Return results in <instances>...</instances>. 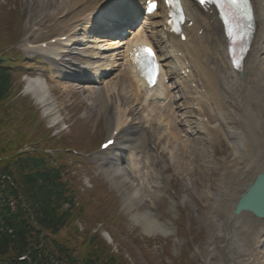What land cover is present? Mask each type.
Instances as JSON below:
<instances>
[{"label": "bare ground", "instance_id": "bare-ground-1", "mask_svg": "<svg viewBox=\"0 0 264 264\" xmlns=\"http://www.w3.org/2000/svg\"><path fill=\"white\" fill-rule=\"evenodd\" d=\"M54 0H49L47 3L49 5H53ZM26 5V2H24ZM59 5L61 6V11L59 14L64 18L63 20L58 21V25L65 27L66 25H71L75 18H76V11L79 13L78 5L84 4L82 0H59ZM43 0H40L38 5H42ZM68 4V8L65 6ZM128 5V3H126ZM161 23V20L159 21ZM209 25H207L208 28ZM211 27V26H210ZM209 27V30H211ZM37 38L36 33L34 34V38ZM45 35L41 36V39H44ZM100 39V38H99ZM98 39V40H99ZM105 44H110L111 46V39L103 40ZM36 39L33 41H29V44H34ZM159 48L162 53L163 57H168L169 54L165 50L163 41L161 37H158ZM113 46V45H112ZM224 42L221 38V35L216 28L212 26L211 33L210 31L207 32V37L202 41V39L194 38V40L186 39L184 42V49H185V58L184 62L192 67H197L203 65V58L206 56L215 64L216 66V77L214 80L211 78L213 75L214 70H210V84L212 85V89L215 91H219L218 98L222 99L225 102H228L230 97L235 100L236 108L240 111V114L233 115L231 114L229 118V126L225 129L224 136L228 140L229 144L231 145V154H230V161L236 160L238 162L234 164L228 171H225L224 174L219 175L218 183L227 182L229 183L234 189H237L240 186V182L245 179V175H253L255 172L264 169V79L257 81L255 83L254 88H260L261 93H251V89L247 87L246 83L241 80H238L235 77V73L230 70L228 66L225 55H224ZM166 59V58H165ZM170 63V61H169ZM264 59L256 60V63L251 61L250 66H246V72L243 73V76H246L249 73V67L255 66L257 69L259 67H263ZM86 69L92 73V75L99 74L100 71H103L104 68L100 65L95 67H88ZM108 66L106 67V70ZM174 71V68H171V72ZM259 72V70H257ZM227 74L228 79H224L223 74ZM242 76V77H243ZM47 84L43 79H33L27 80L26 89L31 91L34 97L39 101L41 105V109L46 117L49 119V124L51 127L59 126L61 124V115L58 112L56 102L54 99L49 95L48 89L46 90ZM251 86V81L249 83ZM48 88V86H47ZM235 88H238L237 92ZM222 90V91H221ZM240 90L244 92L241 93ZM216 95V93H214ZM113 100V99H112ZM250 102L251 104L255 105V110L251 111V106L249 107L246 103ZM233 104V103H231ZM245 108V109H244ZM247 109V110H246ZM109 106L107 102H102L98 107V114H103L106 118L109 115ZM59 124V125H58ZM136 126H133L135 128ZM243 131V135L240 136L237 134L239 131ZM125 148L128 147L127 141L122 142ZM110 183L113 187L119 192L120 198L123 203V207L129 212L131 211V220L133 222L138 223L141 225L146 233L150 234H162L168 235L170 231V223H167V227H165L164 221L158 222V218L150 213L149 211H143L140 208V204L138 199L133 193L130 191V185H125V182L121 179L119 175L116 173L109 174ZM217 184V183H216ZM217 194V191H213ZM146 194H152L150 192H145ZM212 195V194H211ZM201 201H205V199H200ZM172 204V201H170ZM225 203L221 205L215 206L216 209H220L224 206ZM134 210V211H133ZM141 211V212H140ZM215 210H209V213H215ZM230 212V211H229ZM226 214L227 224L233 230L240 233L242 236H251L254 235L255 227H261L262 231H264V218L257 220L251 215V228L249 225H245L241 219L237 220V217H233L232 213ZM153 216V218L151 217ZM249 220L248 218H246ZM239 224L237 229H234L233 224ZM229 235V231L225 230L218 235L223 238V243L221 248H225L226 251H223L224 258L221 257L220 253L217 259V264H248L249 257L244 253L239 251L238 253H232V246L231 243L227 239V235ZM252 238V237H251ZM259 239V241H258ZM258 244V249H255V246ZM249 244L253 250H251V255L255 256V263L256 264H264V235L257 237L256 241ZM242 257V259H241ZM252 260V259H251ZM259 262V263H258ZM252 264V262H251Z\"/></svg>", "mask_w": 264, "mask_h": 264}, {"label": "rangeland", "instance_id": "rangeland-1", "mask_svg": "<svg viewBox=\"0 0 264 264\" xmlns=\"http://www.w3.org/2000/svg\"><path fill=\"white\" fill-rule=\"evenodd\" d=\"M25 0H0V36H2L4 34L3 32V24L7 23V22H13L16 19L19 18H23L20 21V25L22 27V25H24V21H26L28 23V27L31 24V20L27 19V15H29L28 11L33 12V15H37V11H34V8L36 7V4H33V2L30 0H27V3L25 5ZM47 3H44L42 5H40V9L44 6H46ZM26 6H29V9L26 8ZM27 27V28H28ZM26 28V30H27ZM26 30L24 32H26ZM6 49V47H5ZM18 49V44H15V46H13L12 49L8 50L6 52V54L9 55H13L15 53V51ZM47 70V69H46ZM30 70H26L24 68L22 69H18L17 71H15L13 73L14 77L12 78V87L10 92H12V96L10 97V99H5L1 105H0V127H7V130L9 131H4V133H7V135L5 137L0 136L1 138H4V140H6V143L11 142L12 146L13 143H16V141L18 140V137L24 141L25 143V135L27 134H23L25 132H29V130H31V128H35L34 124H27L26 120L27 118H32L35 115L38 116L36 119V122H39L38 125L35 128V132H38L39 134H41V136L44 137V133L47 132L49 129L46 130V128H48L49 124V119L46 118L41 110V108L35 104L33 96L31 94H28V91L26 90V80L28 79V76ZM50 86V90L52 93V97L54 99V101L57 104V109H59V114L61 115L62 118V123H65L66 128L62 131L59 132V134H61L62 132H67L69 134H76L77 133V129L75 127H72L69 131V126L71 124L72 119H74V117H76L75 115L78 114V111L81 109H84L85 106H80L82 99H81V94L79 93V91H77V89L72 88V86H70L68 89L66 88H62V87H53L52 85ZM15 96H14V95ZM26 97V98H25ZM27 102H31L35 108H32L31 111H25V106ZM91 119L87 120L88 123H85V119L82 120V116L80 117V122H78L80 125H82L84 128L87 129V131H91L92 129L95 128V124L97 123V127H96V131L97 129H100L99 131H104L105 125L103 124V120L102 119H98L97 120V114L94 112H91ZM69 115H71L72 119L69 118ZM39 118L42 119V123L40 124L41 121H39ZM77 118V117H76ZM13 123V125H12ZM12 125V127H11ZM74 126V124H73ZM3 127V128H4ZM59 127V126H56ZM54 127V128H56ZM6 129V128H5ZM31 132V131H30ZM56 132V131H55ZM92 132V131H91ZM21 134V135H20ZM97 135V134H95ZM45 136L48 137L49 133H45ZM57 137V136H55ZM45 138V137H44ZM74 141L78 144H82V138L75 135ZM23 146V144H21L17 150H19V148H21ZM14 153H11V155H13ZM10 155V154H9ZM7 156V155H5ZM14 159V158H13ZM215 162L217 161V159L214 160ZM12 164H14V162H11ZM22 164L21 162L15 163V165H12L13 169H16L17 171L19 170L17 167H20ZM216 168L219 169V166L216 165ZM16 174V173H15ZM14 174V175H15ZM215 180H218V177L214 174L212 176V178H210V182L208 183H204V185H208L210 184V187H200L196 192H194L193 196L197 197V199L194 202V210L197 208V206H199L202 203H205L203 201H201L200 199H204V194L205 193H211L213 191V187H212V182H215ZM174 189V188H173ZM179 188L177 187L174 190H178ZM114 193V192H113ZM118 198V196H117ZM120 200V198H119ZM121 202V201H120ZM161 208H163L165 206V203L163 205L162 201H161ZM188 212H189V220L191 222V227L188 230L187 233V239L188 238H192L194 239V245L197 247H202V243L203 241L205 242L208 239V235L204 236L203 231L200 229V227H202L205 231L206 234V228L203 227L202 222L200 221V215H198L199 210L196 211H191V205L188 204ZM121 209H122V215L124 216L123 220L126 225L129 226H134L135 224L129 219L130 218V214L124 210L122 203L120 204ZM142 209V207H140ZM202 210L201 207H198ZM161 210V209H160ZM186 210V211H187ZM119 216V215H118ZM112 221H116L113 217L111 218L110 221V226ZM88 227V226H87ZM96 227L95 225H92V227H88L87 228V235H91L92 236V228ZM130 229V228H128ZM126 229V230H128ZM185 229V228H184ZM125 230V231H126ZM62 231V234L64 236L70 237L72 238L74 241H77L75 243H78L80 241V239L76 236V234L73 232L72 228H66V229H61L60 232ZM173 237H177V239H175V241L173 242V244L175 245V251L177 253H181L182 249H189L191 250L190 247H187L186 245V241L187 239H184V241H182L180 238H178L179 236H181V234H175L172 235ZM118 237L123 239L124 241H127L130 243V246L132 248L131 251L127 252L126 251V255L129 256V259L131 261L132 264H164V256H161V252L163 250V246L165 245L164 239L168 238L169 236H165L164 238H161L162 236H158L156 237V239L161 238V242H163L162 244H160L159 242H149V238L148 240H146V236H141L139 237V239L136 240H132L131 237L125 236L123 234H119L118 233ZM63 239V238H62ZM92 239V241L94 240V243L96 244V247H98L99 245H102L103 243H101V241L99 240V238ZM173 239V238H172ZM171 239V240H172ZM177 245V246H176ZM68 247L69 248H75V245L71 242L68 241ZM186 247V248H185ZM158 249V250H156ZM188 250V251H189ZM159 252V254H158ZM72 254L74 256H77V251L76 250H72ZM178 257V254H177ZM179 259V257H178ZM206 259V257H205ZM204 259V260H205ZM168 262V261H165Z\"/></svg>", "mask_w": 264, "mask_h": 264}, {"label": "trees", "instance_id": "trees-1", "mask_svg": "<svg viewBox=\"0 0 264 264\" xmlns=\"http://www.w3.org/2000/svg\"><path fill=\"white\" fill-rule=\"evenodd\" d=\"M9 80H10V78H9V75H8V73L5 71V70H3V69H1L0 68V101L1 100H3L6 96H7V89H8V85H9ZM40 177V176H39ZM39 179V178H38ZM46 180H47V177H44V178H42V181L44 182H46ZM24 182L26 183V184H28V186H30V190H32V187H37V190L39 191L40 189H42L44 192H45V194H46V196H50L51 194H52V191L50 192V191H45L44 190V188L42 187V183L40 184L38 181H36V179L35 178H33L32 179V176H30V175H28V178H26L25 180H24ZM27 186V187H28ZM53 194H54V192H53ZM45 198V197H44ZM46 199V198H45ZM33 200L34 201H38V202H40L43 206H47V207H50V203H49V201H43V200H41V199H39L38 197H33ZM47 200V199H46ZM56 207V205H54V208ZM0 208H1V211H2V215H4V218L6 219V220H10V217H13V218H15V217H18L19 215L17 214V213H11V212H9L8 210H7V207H5V206H3V204H1L0 205ZM10 216V217H9ZM12 222V221H11ZM42 223H44V222H42ZM14 228H15V226H14V224H13V222H12V224H11ZM19 236H17V238H18ZM21 238V237H20ZM11 239H13L12 238V236L11 237H5V238H3V240L1 241V248H0V254H4V253H6V251H7V246H8V243H9V241L11 240ZM17 247L19 248V249H17L18 250V253L20 254V253H23L24 251H25V247H26V244L25 243H18L17 244ZM18 262H16V261H13L12 263H10V264H17Z\"/></svg>", "mask_w": 264, "mask_h": 264}, {"label": "water", "instance_id": "water-1", "mask_svg": "<svg viewBox=\"0 0 264 264\" xmlns=\"http://www.w3.org/2000/svg\"><path fill=\"white\" fill-rule=\"evenodd\" d=\"M244 198L246 201L241 205L242 207H251V198L256 196L258 201L264 202V175H258L252 184L250 190ZM258 211L261 212L260 207L257 206Z\"/></svg>", "mask_w": 264, "mask_h": 264}]
</instances>
